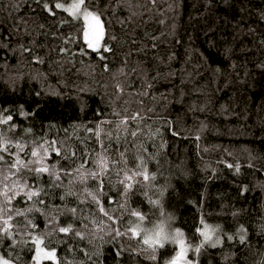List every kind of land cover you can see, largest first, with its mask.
I'll return each mask as SVG.
<instances>
[{"label": "trees", "instance_id": "16d2710c", "mask_svg": "<svg viewBox=\"0 0 264 264\" xmlns=\"http://www.w3.org/2000/svg\"><path fill=\"white\" fill-rule=\"evenodd\" d=\"M0 2L7 9L10 0ZM148 7L150 12L134 6L137 15L123 29L110 13L102 17L106 34L111 32L119 38V43L112 41L116 44L117 54L109 57L111 71H102L100 65L103 62L98 58L93 61L90 56H73L78 62L76 67L67 61L49 63L57 57L55 51L48 52L53 41L37 35L40 30L30 24L28 27L33 31L35 44L29 46L45 62L35 63V57H32L33 62L23 58L17 60L11 53H6L0 63V108L5 112L11 110L14 116L17 111L35 112L31 119L37 132L60 139L67 134L71 138L67 143H76L83 150L84 144H79L78 138L91 135L85 133V127L92 126L91 122L100 121L99 127L103 129L100 138L106 144L107 134L116 132L110 122L117 118L110 115L109 96H114L117 83L132 79L138 85L144 76L161 74L154 85L155 98L147 95L143 98L146 119L142 122L144 132L153 134L160 149L157 151L149 142L147 151L137 145L129 147L126 153L130 167L138 164L142 156L150 176L155 173L156 178L143 181L142 176H137L128 181L134 186L130 194L131 206L145 215L141 222L144 228L151 229L166 222V227L180 229L186 240L194 244L202 239L195 231L201 227V218L229 232L243 224L248 229V247L234 245L208 249L201 255L200 264H264V236L261 235L264 227V68L260 67L264 64V46L259 43L264 39V21L260 18L264 0H228V3L214 0L211 7L206 6L205 0H156L155 6L149 4ZM241 8L246 17L245 26L237 27L232 21L239 18ZM23 11L27 8L20 14ZM57 12L67 16L60 10ZM119 14L127 16L128 12L121 9ZM6 18V12L0 16V19ZM67 18L72 23L64 25L63 30L76 37V42L70 45L75 49L84 42L83 23ZM108 20H111L110 26L105 23ZM11 22L9 19L8 24ZM42 22L43 16L37 24ZM247 24L256 25L257 32H248ZM8 32L11 35L12 30L8 29ZM152 36L159 37V47L145 54L143 49L151 45ZM133 37L137 38L136 43L132 42ZM20 42L28 43V37H22ZM12 46H16L14 36ZM131 49L141 51L130 54ZM125 60L126 65L122 68L121 62ZM61 89L64 94L60 98L49 96ZM166 89L169 99L164 108L159 93ZM140 100L135 92L122 96L117 101V110L121 113L125 109L135 111L140 107ZM162 113L175 122L179 135H174L163 123ZM149 116L151 119H147ZM85 121L90 123L85 124ZM20 122L28 123L23 116ZM156 129L160 130L158 134ZM89 143H95V140ZM153 152H156L155 158H152ZM52 158L57 159L54 153ZM229 163L238 165L240 173L227 167ZM249 163L255 168L249 167ZM77 177V173H73L71 179L65 177L63 188H52L43 197L49 204L48 217L56 215L57 210L52 205H61L64 202L62 196L67 201L75 200L74 196L66 195L69 190L87 196L81 191L84 185ZM93 185L89 179L88 192H95ZM241 187L248 191L242 192ZM116 188H122V185L115 184L110 193L113 198H119ZM87 198L91 199L90 196ZM102 199L107 203V197ZM80 208L85 209L86 216L90 215L89 210L95 212L101 221L99 227L87 220L84 221L87 228L79 225L85 236L79 241V247L97 254L103 252L102 264H113L112 245L104 244L110 236L107 231L100 230L106 228L103 223L106 218L93 203L80 204ZM119 214L117 207L113 215ZM30 215H35L36 223L47 231L44 215L40 212ZM143 236L141 231L128 243L134 245L138 240L142 243ZM72 243L76 246L77 241ZM7 244L6 241L5 248L0 249V255H9ZM45 244L47 248L41 247L55 250L57 256L68 260L69 264H80L81 258L86 259L83 252H78L73 259L58 242L55 233L47 236ZM17 251L11 253L12 259H16ZM178 251V245H167L160 250L161 259H171ZM34 256V252L19 251L17 264H34ZM187 256L191 258L192 253L188 252ZM43 264H52V261ZM141 264L151 262L142 259Z\"/></svg>", "mask_w": 264, "mask_h": 264}, {"label": "snow or ice", "instance_id": "6c2138e0", "mask_svg": "<svg viewBox=\"0 0 264 264\" xmlns=\"http://www.w3.org/2000/svg\"><path fill=\"white\" fill-rule=\"evenodd\" d=\"M221 2L228 3V0H221ZM149 4L155 6L156 0H143V2L142 0H71V3H66V0H10L7 9L0 2V16L7 13L6 19H0V63L6 53H11L12 58L17 60L23 58L33 62L32 57H35V63L45 62L44 58L29 46L35 44V40L33 31H30L28 26L35 24L36 28L40 30L36 33L37 35H42L46 41L49 39L53 41L48 47V52L55 51L57 57L49 60V63L67 61L76 67L78 62L73 60V56H90L93 61L98 58L103 62L100 65L102 71H111L109 57H114L117 54L116 44L112 41L119 43V38L111 32L106 34L104 25L101 23L102 17L110 13L123 29L124 25L137 15L134 6L136 8L143 7L150 12ZM205 4L211 7L214 0H205ZM25 8L27 11L20 14ZM121 9L127 11L128 15H120L119 10ZM57 10L66 13L67 16L60 15ZM243 11L241 8L239 18L232 21L237 27L245 26L246 17L243 15ZM42 16L44 22L37 24ZM67 17H72L73 20L81 18L87 20L91 17L95 20L98 31L94 38L85 39L83 44L78 45L75 49L70 47L76 42V37L63 30L64 25L72 23ZM260 18L264 21V12L260 13ZM9 19L12 21L11 24H8ZM105 23L110 26L111 20L105 21ZM6 25L7 27H5ZM8 29L12 30L11 35H9ZM247 30L255 34L257 27L254 24H247ZM128 31H134V29H128ZM13 36L16 37L15 47L12 46ZM22 37H28V43H21ZM150 39L151 45H146L143 49L145 54L159 47L157 43L159 37L152 36ZM132 42L136 43L137 38L133 37ZM165 42L167 41L165 40ZM259 43L264 46V39ZM35 46L40 47V45ZM139 51L141 50L131 49L130 54ZM125 65L126 60L121 62L122 68ZM260 67L264 68V64H261ZM133 73H135V69H133ZM160 75L144 76L138 85L132 79L123 84L117 83L114 96H109L110 115L117 118L110 122L114 124L116 132L107 134L108 143L106 144L100 138V132L103 131L99 127L100 121L91 122L92 126L85 127V133H91V135L78 138L79 144H84L83 150H80L76 143L68 144L67 141L71 138L67 134L65 138L60 139L47 136L42 131L37 132L32 126L31 119L35 116V112L17 111L14 116L11 110L5 112L0 108V219L3 221L0 224V249L5 248L7 241L6 250L9 253L8 256L0 255V264H17L20 259L19 251L24 250L34 252V264H40L41 255L51 260L52 264H69L68 260L58 257L55 250L49 249L44 252L41 248V245L45 248L48 247L45 244V239L52 233L56 234L58 242L65 246L66 252L71 254L73 259L78 252L84 253L86 259L81 258L80 264H102L103 252L97 254L96 251L79 247V241L85 239L79 225L83 224L87 228L88 224H84V221L87 220L89 224H96L99 227L101 221V217L91 210H89L90 215H84L85 209L80 208V204L87 203H93L103 218H106L103 220L106 228H100V230L107 231L110 236V239L105 240L104 244L112 245L113 264H141L142 259L150 261L151 264H200L201 255L208 249L234 245L249 246L248 229L243 224H238L235 231L229 232L219 225H210L201 218V227H197L195 231L202 239L199 243L194 244L191 240H186L185 234L180 229L173 230L166 227V222L151 229L144 228L141 222L145 220V215L131 206L130 194L134 191V186L128 181L135 180L137 176H142L143 181L150 179L154 181L156 178L155 173L150 176L147 162L142 156L139 157L138 164L130 167L126 153L129 147L137 145L142 151H147L149 142L157 151L160 149V145L153 139V134L144 132L142 125L146 119L143 98L145 95L155 98L153 95L154 85L160 80ZM166 82H170V80H166ZM14 85L15 82H13ZM78 91L83 92L84 90L79 89ZM133 92L141 97V100L138 101L140 107L131 112L128 109H125L124 113L118 111L117 101H120L122 96ZM167 92L166 89L159 93L161 107L164 108L167 107L169 99ZM63 94L64 90L61 89L59 93H49V96L55 95L60 98ZM147 111L154 110L148 109ZM100 115L103 116V113ZM21 116L28 121L27 124L20 122ZM160 116L173 134L179 135V131L175 128V122L171 121L166 114L162 113ZM147 119H151V117L149 116ZM84 123L89 124L90 122L85 121ZM159 131L156 129V134ZM120 133H124V135L121 136ZM92 140H95V143H89ZM73 148L76 150L72 151ZM53 153L57 159L52 158ZM151 155L152 158H155L156 152ZM248 166L255 168L252 163H249ZM227 167L234 169L236 174L240 173L238 165L229 163ZM73 173L78 174L77 179L84 185L81 191L87 193V196L69 190L66 195L74 196L75 200L67 201L62 196L61 200L64 202L61 205H52L57 210L56 215L48 217L49 204L43 197L47 196L52 188H63L65 177L71 179ZM89 179L94 182L95 192H88L87 181ZM136 182L141 183V181ZM115 184L122 185V188H116L119 198H113L110 195ZM241 191L247 192L248 189L241 187ZM88 196H90V200H88ZM103 197L108 198L107 203L103 202ZM41 205L44 207L41 208ZM117 207L120 209V214L113 215ZM34 212H40L45 216L47 231L41 229L40 225L36 223L35 215H30ZM78 212L80 215H77ZM61 217L64 219L61 220ZM141 231L144 232L142 243L139 240L134 245L128 243L129 240L138 237ZM261 235L264 236V227L261 229ZM74 240L77 241L76 246L72 243ZM145 245L148 247H143ZM167 245H178L179 251L173 258L163 260L160 250L165 249ZM17 249L19 251L16 252V259H12L11 253ZM188 252L192 253L191 258L187 256Z\"/></svg>", "mask_w": 264, "mask_h": 264}, {"label": "rangeland", "instance_id": "374dc122", "mask_svg": "<svg viewBox=\"0 0 264 264\" xmlns=\"http://www.w3.org/2000/svg\"><path fill=\"white\" fill-rule=\"evenodd\" d=\"M83 23V39H93L96 32L98 31V26L96 24V21L93 20L91 17H89L87 20H84L83 18L80 19ZM86 34V36H85ZM42 248V247H41ZM44 252L48 251L44 248H42ZM34 262H35V256H34ZM44 262H51V260L47 259L45 256L41 255L40 257V264H43Z\"/></svg>", "mask_w": 264, "mask_h": 264}]
</instances>
